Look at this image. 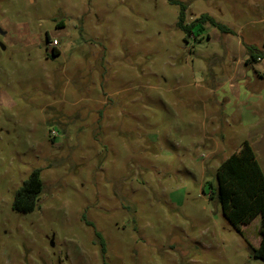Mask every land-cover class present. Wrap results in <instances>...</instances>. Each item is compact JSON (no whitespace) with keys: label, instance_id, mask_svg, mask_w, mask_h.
Wrapping results in <instances>:
<instances>
[{"label":"rangeland","instance_id":"obj_1","mask_svg":"<svg viewBox=\"0 0 264 264\" xmlns=\"http://www.w3.org/2000/svg\"><path fill=\"white\" fill-rule=\"evenodd\" d=\"M261 19L264 0H0V264H264L260 216L242 236L217 200L220 164L264 149V60L236 65Z\"/></svg>","mask_w":264,"mask_h":264},{"label":"trees","instance_id":"obj_2","mask_svg":"<svg viewBox=\"0 0 264 264\" xmlns=\"http://www.w3.org/2000/svg\"><path fill=\"white\" fill-rule=\"evenodd\" d=\"M184 23L185 15L181 13L177 27L189 35H192L196 27L205 23H210L223 33H231L230 29L215 22L208 15H203L189 26ZM253 51H255L254 48L248 47L250 59L247 64H255L264 60V52L253 53ZM217 182V200L223 215L240 235L243 236L244 226L251 224L260 216V244L257 247L249 245V248L253 259L264 262V172L254 149L248 142L243 143L239 151L220 164L217 171ZM42 191L41 171L34 170L17 191L13 210L24 214L33 212L38 206Z\"/></svg>","mask_w":264,"mask_h":264},{"label":"crops","instance_id":"obj_3","mask_svg":"<svg viewBox=\"0 0 264 264\" xmlns=\"http://www.w3.org/2000/svg\"><path fill=\"white\" fill-rule=\"evenodd\" d=\"M208 16H210V15H208ZM262 22L264 23V19H261L260 20V23H262ZM226 34H230V33H226ZM246 52L247 53H245L244 55L241 54V56L238 58L237 64H236L237 66H239V65H241L243 63H245L246 66H253L254 65L253 63L247 64V61L250 59V55H249V52L248 51H246ZM260 61H262V60H260ZM230 80H233V78H230ZM262 100H264V95L263 96H258L257 95L256 98L252 100L253 101L252 105L254 103H260ZM254 152H255L256 157H257V160H258V162H259V164H260V166H261V168H262V170L264 172V149H262L261 151L260 150L259 151H255L254 150ZM259 244H260V241H259Z\"/></svg>","mask_w":264,"mask_h":264},{"label":"built area","instance_id":"obj_4","mask_svg":"<svg viewBox=\"0 0 264 264\" xmlns=\"http://www.w3.org/2000/svg\"><path fill=\"white\" fill-rule=\"evenodd\" d=\"M50 45L54 48H57L59 43L57 41L50 42Z\"/></svg>","mask_w":264,"mask_h":264}]
</instances>
